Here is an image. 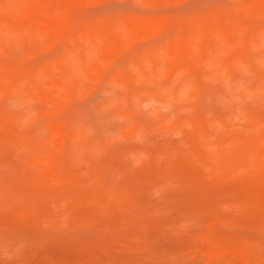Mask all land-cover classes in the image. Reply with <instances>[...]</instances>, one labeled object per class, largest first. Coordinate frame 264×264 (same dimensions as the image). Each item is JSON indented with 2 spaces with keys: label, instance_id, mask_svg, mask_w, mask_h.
I'll return each instance as SVG.
<instances>
[{
  "label": "rangeland",
  "instance_id": "obj_1",
  "mask_svg": "<svg viewBox=\"0 0 264 264\" xmlns=\"http://www.w3.org/2000/svg\"><path fill=\"white\" fill-rule=\"evenodd\" d=\"M0 264H264V0H0Z\"/></svg>",
  "mask_w": 264,
  "mask_h": 264
},
{
  "label": "clouds",
  "instance_id": "obj_2",
  "mask_svg": "<svg viewBox=\"0 0 264 264\" xmlns=\"http://www.w3.org/2000/svg\"><path fill=\"white\" fill-rule=\"evenodd\" d=\"M13 107H17V105L13 104ZM143 107H144L145 110H147V109H149L150 105L149 104H145V105H143ZM151 114L152 115L156 114L155 109H153ZM37 115L38 114L34 110H30L29 109L28 111L25 112V116H24V119H23L22 123H24V124L30 123L32 120L37 118ZM137 163H138V161H137Z\"/></svg>",
  "mask_w": 264,
  "mask_h": 264
}]
</instances>
